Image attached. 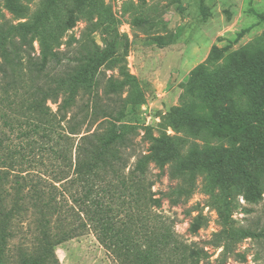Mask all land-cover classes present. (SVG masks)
<instances>
[{"label":"rangeland","instance_id":"obj_1","mask_svg":"<svg viewBox=\"0 0 264 264\" xmlns=\"http://www.w3.org/2000/svg\"><path fill=\"white\" fill-rule=\"evenodd\" d=\"M51 1L0 0V24L30 21L50 9L49 23L73 22L67 36L80 39L87 15L94 12L93 0H54L50 5ZM99 4L102 16L94 14L92 21L127 33L125 66L144 95L141 104L128 103L127 89L107 96L108 77L121 76L118 69L100 74L97 92L102 105L110 104L114 110L124 106L123 122L135 125L126 134L129 145L124 151L130 169L101 182L86 174L74 184L53 183L52 171L59 162L49 147L56 145L59 134L50 127L30 130L22 117L20 134L7 113L6 121L0 119L5 148L0 154L19 149L10 156L21 173L41 176L49 182L43 185H56L57 208H62L48 217L54 230L56 215L68 218L65 223L70 225L86 219L79 211L86 187L102 201L107 218L99 233L107 245L88 224L78 236L55 247L59 264H148L142 255L150 248L154 264H184V245L207 251L209 256L200 264H219L222 247L210 245L215 232L229 227L241 236L248 228L264 227V147L253 150L246 160L254 139L248 130L255 124L251 115L264 97V0H99ZM92 37L100 43L98 31ZM34 49L38 54L37 42ZM83 103H90L87 95L79 100L80 108ZM47 105L56 109L50 101ZM199 118L219 121L229 130L204 125ZM142 154L154 156L141 183L153 197L161 198L159 207L146 201L151 193L139 188L129 173ZM156 160L164 161V168L160 170ZM172 166L177 169L173 177ZM235 166L239 172L231 183L236 184V195L229 201L227 185ZM176 185L190 192L174 205L163 193ZM28 209L12 221L11 257L21 245L32 243L38 220L44 221L41 207ZM162 237L169 241L166 247L158 243ZM233 245L245 260L229 254L224 264H264V241L244 235Z\"/></svg>","mask_w":264,"mask_h":264},{"label":"trees","instance_id":"obj_2","mask_svg":"<svg viewBox=\"0 0 264 264\" xmlns=\"http://www.w3.org/2000/svg\"><path fill=\"white\" fill-rule=\"evenodd\" d=\"M55 1L52 0L50 5ZM93 2L94 12L87 15V23L80 33V39L73 35L67 36L73 22L50 24V9L30 21L0 24V119L4 120L7 114L12 116L20 134L21 117L25 119V124H29L27 126L30 130L50 127L52 133L59 134L56 145L49 147L59 162L57 169L52 171L53 183L74 184L77 177L86 174L94 182H101L106 180V176L119 178L124 169H130L124 151L129 145L126 134L133 130L135 125L123 122L124 106L114 110L110 104L102 105L97 92L101 83L100 74L103 70L118 69L121 76V79L108 77L104 87L107 96L118 95L127 89L128 103L141 104L144 95L135 76L125 66L129 50L127 33H120L116 27L99 26L100 20L93 22L94 14L100 19L103 10L99 0ZM95 31H98L100 43L92 37V32ZM65 36L67 39L62 42ZM35 42L39 47L38 54H33ZM75 42L77 45L71 47ZM62 45H65V49L61 48ZM85 95L89 97L90 103H83L80 108L79 100ZM48 101L56 104L54 111L47 105ZM251 118L255 124L248 130L252 131L254 139L247 150V161L250 160L253 150L264 147V97ZM98 119L101 121L97 122ZM202 119L197 120L203 121ZM203 123L221 131L229 130L219 121ZM94 124L96 127L90 131ZM2 140L4 138H0V152L5 150ZM18 146L20 147V144ZM16 152L19 153V149L0 154V264H11L12 261L13 264H59L55 247L78 236L88 224L95 227L97 239L106 246L99 228L104 229L107 217L102 209V201L98 196L92 197V189L86 187L83 198L79 201V211L86 219H82L80 224L70 225L65 223L68 218L56 215L54 230L48 225L51 221L48 217H52L54 211L62 208H57V187L53 184H41L49 183L41 176L30 172L21 173V169L14 163V155L10 156ZM151 159H154L151 154L138 155L135 166L129 172L142 190H148L147 186L141 183V179L144 178ZM156 161L160 170L164 168V161ZM176 170V167L172 166L170 176H175ZM238 172L239 166H235L229 175V201L236 195V184L231 182L238 176ZM189 192L190 190L182 185H176L169 193L163 194L176 205L181 203L183 193ZM146 198V201H151L154 206L161 205V198L153 197L152 193ZM26 203L28 206L24 209ZM29 204L34 208L43 209H40V212L44 221L38 220L39 227L36 228L32 243L21 245L17 249V255L11 257L8 250L9 240L14 236L12 221L15 217L21 218V212L28 211ZM244 235L264 241V227L258 230L248 228L241 236L232 234L229 227H222L214 233V240L210 241V245L215 249L222 247L219 264H224L229 254L245 260V254L235 253L233 245V242L240 240ZM158 241L162 247H166L165 242H169L164 237ZM171 242H175L177 246L176 241ZM184 249V264H200L202 259L209 256L203 248L194 245H184ZM154 256L153 248H150L142 255V259L148 264H154Z\"/></svg>","mask_w":264,"mask_h":264}]
</instances>
